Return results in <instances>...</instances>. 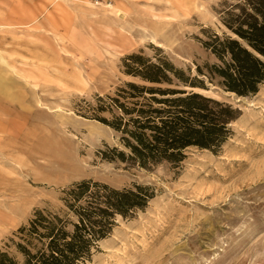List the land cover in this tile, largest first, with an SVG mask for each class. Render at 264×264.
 Segmentation results:
<instances>
[{
	"label": "rangeland",
	"instance_id": "1",
	"mask_svg": "<svg viewBox=\"0 0 264 264\" xmlns=\"http://www.w3.org/2000/svg\"><path fill=\"white\" fill-rule=\"evenodd\" d=\"M225 0H0V251L63 189L94 179L158 194L100 243L88 264H264V84L238 97L202 76L201 91L242 115L216 152L193 148L155 169L105 158L119 134L81 108L115 94L132 53L214 64L203 39L225 29ZM8 245H11L10 247Z\"/></svg>",
	"mask_w": 264,
	"mask_h": 264
},
{
	"label": "trees",
	"instance_id": "2",
	"mask_svg": "<svg viewBox=\"0 0 264 264\" xmlns=\"http://www.w3.org/2000/svg\"><path fill=\"white\" fill-rule=\"evenodd\" d=\"M219 13L225 29L205 33L202 40L216 63L198 66L193 74L161 54L160 47L155 57L132 53L123 60L124 72L136 80L125 81L115 94H98L81 108L119 134L121 145L105 158L149 170L179 166L191 149L217 153L232 137L242 109L201 90L208 89L205 76L238 97L261 90L264 0H225ZM157 192L146 183L117 188L94 179L76 181L63 189L62 208L37 209L15 232L14 249L0 251V264H88L119 217H134Z\"/></svg>",
	"mask_w": 264,
	"mask_h": 264
}]
</instances>
